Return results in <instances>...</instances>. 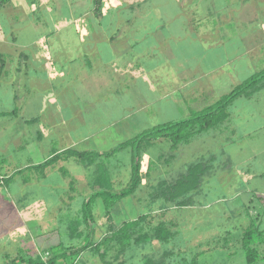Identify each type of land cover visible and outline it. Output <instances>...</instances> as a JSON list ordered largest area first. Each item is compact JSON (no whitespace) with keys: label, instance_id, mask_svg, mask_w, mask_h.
Segmentation results:
<instances>
[{"label":"rangeland","instance_id":"obj_1","mask_svg":"<svg viewBox=\"0 0 264 264\" xmlns=\"http://www.w3.org/2000/svg\"><path fill=\"white\" fill-rule=\"evenodd\" d=\"M62 13L64 26L42 27L59 31L49 45L40 43L41 39L31 42L36 33L18 44L16 50L11 49L14 44L2 43L10 56L6 54L0 60V79L8 83L15 76L18 89L9 86L19 96L20 112L24 108L22 100L30 92L27 86L33 76L29 74L45 66L42 60L52 66L58 59L59 65L63 62L65 66L63 76L58 78L64 81L61 87L65 101L60 106L63 114L69 118L70 113L79 110L87 112L86 117L82 115L80 123L59 124L54 121L57 108L49 105L44 111L45 123L37 116L26 118L24 126L29 130L10 141V150L18 148L22 157L14 156L20 164L32 159L29 154L33 151L27 146H38L43 141L58 140L65 148L74 142L73 149L95 150L101 156L88 164L89 157L76 156L70 162L73 155L68 151L72 148L59 155L66 158L64 203H59L58 197L57 204L18 201L16 193L22 190L23 195L29 190L21 181L26 173L9 179L10 197L4 190L6 186H0V264L14 263L10 257L27 253L24 248L33 254L32 244L41 238L38 234L50 242L58 241L46 245L49 253L64 255L62 264H147L146 260H152L151 264H186L198 252H203L200 264L245 262V257L241 260L243 230L253 221L264 228V209L253 192L254 188L257 192L264 190V170L255 169L258 151L251 147L258 146L256 138L264 136V129L246 132L262 118L264 121V89L251 98L244 96L235 101L230 118L196 135L190 143L174 147L169 139L160 137L151 146L143 144L139 159L141 183L127 201H119L113 210L118 218L128 212L130 219L150 213L145 227L165 221L177 232L169 242L154 239L132 243L119 253V245L111 240L101 247V251L108 250L104 260L94 245L111 235L109 229L118 218L114 212L107 213L100 198L92 203L95 219L82 225L88 243L83 237H72L69 226L81 216L85 200L94 191L92 185L99 183L95 179H108L116 192L131 182L133 146L105 153L159 124L186 116L190 109L210 105L264 67V0H6L0 5V24L12 23V33L23 31L29 36L36 31L34 25L39 20L60 19ZM104 42L111 46L113 56L105 65H99L96 52ZM140 42L141 53L136 50ZM130 54L137 58H130ZM4 68L18 69L22 74L18 71L5 76ZM52 93L61 95L56 89ZM92 98L103 102V107L88 106ZM3 145L0 149L4 150ZM201 159L212 167L196 192L190 193L193 205L168 202L162 195L166 184L175 182L191 163ZM12 173V169L0 168V176ZM60 205L61 210L54 212ZM48 222L49 226L44 225ZM259 246L264 256V245Z\"/></svg>","mask_w":264,"mask_h":264},{"label":"crops","instance_id":"obj_2","mask_svg":"<svg viewBox=\"0 0 264 264\" xmlns=\"http://www.w3.org/2000/svg\"><path fill=\"white\" fill-rule=\"evenodd\" d=\"M38 19H41V18H38ZM39 21H40L39 24L34 25V26H36V31L30 33L31 35L29 34V36L25 35V33L23 31L16 33V31L14 30V33H12L13 31L12 32L10 31V29L13 28L12 23H9L6 25L0 24V60H3L4 57L7 56L6 54H8V56H10V53L7 50L5 51V49H2L3 47H6L2 43L10 44V45L14 44L13 48H11V49L14 50V47H15V50H16L18 47H20L18 44H20L21 42L25 43L27 41L26 38H33L34 33H36L35 37L37 39H35V37H34V41L31 39L32 40L31 42L37 43V42H39L38 40L41 39L42 42H40V43H42V44L44 43V44L49 45V43L51 42L53 37L56 36V33H58L59 31L54 32L53 29L42 30V27L49 28L50 26H52V27L56 28L57 26H61V25L64 26L65 25L63 13L61 14L60 19L59 18H55V20L54 19H49V20L44 19V20H39ZM39 28H41V29H39ZM5 35H9L10 38H5V40H4ZM62 43H65V41ZM104 43H105L104 45H100L101 50L99 52H96V55L98 56V60H99L98 61L99 65H103L107 60H109L110 57L113 56L111 46L106 42H104ZM141 43L142 42H140L136 48L137 52H140V53H141V50L143 49L141 46ZM180 52L181 51H179V53ZM61 54H62V52H61ZM101 56L104 57L103 60H101L99 58ZM130 56H132L130 58H137V56H134L131 54H130ZM28 57L31 58L29 55H28ZM61 58H62V55H61ZM39 59L42 60L40 57H39ZM30 61H31V59H30ZM42 61H43L42 64H45V66L43 67V65H40L42 68L39 71L37 70V72L34 71L33 73L31 72L32 74H29V75L35 77L34 78L35 82L33 81L34 80L33 77H31L30 79H31L32 83L30 82V84H28V86H27V89L30 92H28L27 95L25 96V99L22 100V103L24 102V104H22V106H24V108L20 112L18 110L21 107V105H20L21 101L18 102L20 100L18 98L19 96H18V94H16V91H14V90L10 91L11 87H13V85H14L15 89H18V87H17L18 84L17 83H15L16 85L14 84L15 76L12 78L11 82H8V83H5V82L3 83V82H1V79H0V148L2 147L4 142L6 143L5 145H3V147H5L6 149H4V150L0 149V165H1L0 168H3L5 171L12 169V172H14L12 174H6V175H2L0 177L2 180L12 179V178L14 179V178H16L17 175H21V173H26V175L22 177L21 181H23V184H22L23 188L26 187L29 190L23 195H21V193L23 192L22 190H20L19 195H18V193H16V196L19 197L17 199L18 201H21V202L28 201V202L33 203V204L34 203L48 204L50 202L56 203L58 200L59 203L60 202L64 203L65 198H64L63 190L65 187V183H64L65 177L63 174H65L64 166L66 163V158L65 157L58 158V155L62 154L64 152V150H66L68 148H72L75 145L74 142L71 143L72 146L69 143L71 147H66V148L64 147V145L62 146L58 140H56V142L43 141L41 143V145L39 144L38 146H35L34 144L28 145L27 148L28 149L31 148L33 151L32 154H29L32 157V159L27 158L28 160L23 161L24 163H21V164L18 163V160L22 157V155L17 151L18 148L15 147V149L13 148L12 151L10 150V146H12L10 141H12L13 138L16 137L17 135L21 136L24 134V132L26 130L27 131L29 130V128L26 125L24 126V124H26V118L28 116H29V118H35V116H37V117L43 118L42 121H43V123H45L44 121L47 120L46 119L47 114H45L44 111L49 107V105H52V106L57 108V114L54 115V118H55L54 121L59 122V124H61V123L64 124L63 122H65V121L68 123L71 122L73 124L74 123L75 124L80 123L81 116L83 115L84 117H86L87 112L85 113V111H84V113H83V112H79V110H75L74 112L70 113L68 116L69 118H67V116H65V114H63V110L61 109L60 106H62L63 101H65L63 99L64 93L62 91L64 81L59 80L58 78L63 76V73L65 72L64 71L65 66H63V62L61 63V65H59L60 61H58V59L55 60L54 63H52V66H48V65H50L48 61H46V62H45V60H42ZM140 66L141 65L138 64L137 68H139ZM39 67H35V68L38 69ZM60 68H62V69H60ZM3 70H4L5 76L15 75L19 71L18 69H16L14 71L13 69L11 70L10 68L9 69L4 68ZM21 74H22V71H19V75H21ZM0 76H1V66H0ZM45 76H46V78H45ZM52 78H56V81L53 82ZM38 84H42V85L39 87ZM5 86H7L9 89L6 88ZM6 89L8 91H5ZM55 89H56V91L60 92L61 95L59 97H58V93H56V96L52 93ZM126 90L127 89H124L123 91H126ZM3 92H5V95H2ZM104 95L105 94H102L100 96V98L103 99L102 97ZM27 101H30V104L27 103ZM104 102H107V101H104ZM25 103H26V106H25ZM29 105L31 108L29 107ZM95 105H97V107H103L104 103L103 102L99 103L98 99H96V101H95V98L90 99L88 106H95ZM59 107H60V110H58ZM118 107H120V109L122 111L121 105L118 104ZM18 112H19V114H18ZM127 112L128 111L126 110L125 113H127ZM61 121H63V122H61ZM248 128H249V130L246 131L248 133H252L254 131H257L260 128L264 129L263 118L261 119V121H258L255 125L249 126ZM30 129L32 131V128H30ZM241 129L243 132H245V130H246L243 127H241ZM36 134H37V136H40L41 133H40L39 129L36 130ZM256 140L260 141V143L258 142V146L251 145V147L255 148V150L258 151V153L255 152L256 153L255 159L258 160V164H254V167L256 170H259L257 168L264 170V136H262V135L260 137L258 136L256 138ZM9 142H10V144H9ZM19 145L20 144H18L17 146L19 147ZM23 146L24 145H22L21 147H23ZM37 147L38 148L40 147L41 150H38ZM27 148L25 149V151H27ZM248 148L250 149V144L248 145ZM72 150L77 151V152H81V150H77V149H73V148H72ZM84 151H91V150H84ZM92 151H95V150H92ZM17 154H18L19 159H16V157H15ZM54 158H57V159H55L51 164L47 165V167H41L42 164L46 163V161H48V160L50 161ZM75 158H76L75 155H73L72 158L69 157L70 162H74V160H76ZM18 177H20V176H18ZM70 180H72V179H70ZM2 183H3V181H2ZM9 184L12 185V183L10 181H9ZM3 186L4 185L1 186L2 189H3ZM95 186H96V183H95V185H92V187H93L92 189H94ZM36 187L39 188L40 191H37ZM263 189H264V187H263ZM4 190H6V192L11 191L9 186L7 189H4ZM246 191L250 192L252 190H245L243 192H246ZM263 191L257 192L254 188L253 192H255L257 194L256 199L260 202L259 205H262V208L264 209V192ZM11 192H9V195H7L8 197H10ZM39 192H41V194H39ZM56 198H57V200L55 201ZM127 198L128 197L123 198L122 200L127 201ZM100 200H101V202H103L102 198ZM262 200H263V202H262ZM121 203H123V201ZM256 206H257V204L255 203L254 207H256ZM33 207H34V205L31 206L30 210H33L32 209ZM58 210H61V205H60V208L55 207V210H53V211L55 212ZM262 212L263 213H261V215H264V210H262ZM127 213L128 212L124 211L122 215L125 217H119L118 218L120 222H122L123 220L129 219V217H127L128 216ZM250 215H251V213H250ZM40 217H43V216H40ZM263 219H264V217H263ZM261 221L263 223V220H261ZM48 224H49V222L45 223L44 225H48ZM69 228H70V226H69ZM25 233H28L27 228H25ZM42 235L43 234H38V236H41V238L37 237L35 239L36 241L34 240L35 244L32 241H30L33 243L32 245H34V247H35V250H34L35 252L33 251V254H31L32 251H29V250H27V248H24L27 251V253H23V252L16 253L13 257H10L11 261L19 260L18 264H34V263H32V261H36V263H37L39 255L42 256V254H44L46 252H50L47 249L48 248L47 246L50 245V243H54V244L58 243V241L50 242L44 236L42 237ZM46 244H48V245H46ZM263 245H264V243H263ZM29 247L32 248V246H29ZM42 248H45V249L43 251H41ZM50 254H51L50 256L53 255L52 253H50ZM244 257L245 256L243 255L241 260ZM244 261L245 262H243L242 264H248L246 262V259H244ZM261 261L264 262V257H263V259H261ZM15 263L12 262L11 264H15ZM259 264H260V262H259Z\"/></svg>","mask_w":264,"mask_h":264},{"label":"trees","instance_id":"obj_3","mask_svg":"<svg viewBox=\"0 0 264 264\" xmlns=\"http://www.w3.org/2000/svg\"><path fill=\"white\" fill-rule=\"evenodd\" d=\"M95 1L97 2L98 0ZM5 2L6 0H0V5ZM262 89H264V67L252 73L240 84L235 86L230 92L223 94L218 100H215L210 105L202 109H190L189 114L186 116L180 117L178 120L159 124L148 131L140 133L133 139L123 142L114 150L105 153L110 155L114 153L116 149H123L127 146H133L135 160L132 166L133 169L131 182L128 187L116 192L112 188V184L108 179H104L101 176V179H96V181L99 182L96 183V186L100 188L93 189V193L88 197L87 200H85L82 206L81 216L71 222V236H80L83 237L84 243L89 242L90 239L88 238V234H85L84 229H82V225L84 223L88 224L91 219H95L92 211V203L98 200V198L103 199L102 207H104L108 214H112L114 212L113 207H115L119 201H121L123 198L129 197L135 192L141 183V163L139 159L142 155L141 153L143 144H145V147L151 146L160 137L169 139L174 147H178V145L182 142L190 143L192 138L196 135H199L205 131H209L211 128L217 127L230 118L231 111L234 109L233 105L235 101L242 99L244 96L246 99H248V97L251 98L254 96V94L261 91ZM68 153L73 154L80 159L89 157V161L86 158L88 164L94 163V158L101 156V153L97 151L77 152L70 150ZM55 159L57 158L46 161V163L42 164L41 167H47V165L51 164ZM211 167V163H206L204 159L191 163L185 174L180 176L175 182L166 184V189L162 192V195L167 199L168 202H171L172 204L175 203L179 206L193 205L195 201L190 193L196 192V190L201 185L200 183L202 178L208 172H210ZM2 184L8 188L9 179L2 180L0 178V186H2ZM96 186L94 188H96ZM114 217L118 218L115 213ZM149 217L150 213L141 214L136 218L132 217L131 219L129 218L127 220H123L122 222L117 219L116 224L113 223V226L111 225V228L109 229L111 235H107L102 241L94 245L96 251L100 252V255L105 260L108 250L105 249L101 251V247L103 244H106L111 240L116 241L115 243L119 245V253H121L124 252L127 247L132 245V243L136 245L149 242L154 239L160 240L162 242H169L177 234L176 231H172L171 228L167 226L165 221L159 222L154 226L152 225L145 227L144 222ZM263 235L264 228L260 225V223L257 224L256 221H253L249 226H247L245 230H243L240 243L248 264H259L261 259H263L264 256L262 255V251L260 250L259 246L264 243V239L262 237ZM202 254L203 252L195 253L194 256L188 262H186V264H200L199 259ZM50 255L51 254L49 253L47 262H44L42 256L39 255L37 263L36 261H32V263L62 264L61 261L62 257L64 256L63 254H60L57 251L52 256ZM14 263L18 264L19 260L14 261ZM146 263L151 264L152 260H146ZM105 264H110V262H106Z\"/></svg>","mask_w":264,"mask_h":264},{"label":"built area","instance_id":"obj_4","mask_svg":"<svg viewBox=\"0 0 264 264\" xmlns=\"http://www.w3.org/2000/svg\"><path fill=\"white\" fill-rule=\"evenodd\" d=\"M42 258L44 262H47L48 258H49V252H46L44 254H42Z\"/></svg>","mask_w":264,"mask_h":264}]
</instances>
